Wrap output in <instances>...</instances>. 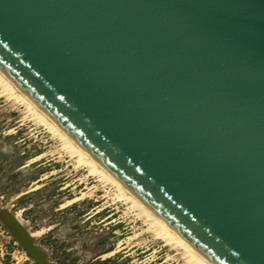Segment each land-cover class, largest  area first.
Masks as SVG:
<instances>
[{"label": "water", "instance_id": "1", "mask_svg": "<svg viewBox=\"0 0 264 264\" xmlns=\"http://www.w3.org/2000/svg\"><path fill=\"white\" fill-rule=\"evenodd\" d=\"M0 72L211 263L264 264V0H0Z\"/></svg>", "mask_w": 264, "mask_h": 264}, {"label": "rangeland", "instance_id": "2", "mask_svg": "<svg viewBox=\"0 0 264 264\" xmlns=\"http://www.w3.org/2000/svg\"><path fill=\"white\" fill-rule=\"evenodd\" d=\"M12 101L0 94V206L9 205L32 232H39L35 242L48 249L50 261L176 264L164 261L167 251L161 242L145 234L128 238L139 231V223L121 201L103 196L104 189L74 199L86 186L98 184L96 179L82 180L86 172L75 170L57 140ZM0 264H38L1 220Z\"/></svg>", "mask_w": 264, "mask_h": 264}, {"label": "bare ground", "instance_id": "3", "mask_svg": "<svg viewBox=\"0 0 264 264\" xmlns=\"http://www.w3.org/2000/svg\"><path fill=\"white\" fill-rule=\"evenodd\" d=\"M0 94L7 99L13 100L19 106L21 105L24 117H27L34 124L41 125L47 132H49L51 138L57 140V147H59L58 150L70 157L73 168L77 171L83 169L86 172L85 175L82 176V180H84L87 176L94 177L96 179L98 184L86 186L85 191H82L80 195L74 197V199L92 195L97 189H104L103 196H111L113 201H121L124 204L123 210L125 213L131 214L133 217L132 221L139 223V231L128 238H132L135 235L145 234L149 236L155 244L161 242V246H164L167 251L164 261L169 260L171 262H175L176 264H213L197 252L193 245L182 237V235L177 233L158 215L147 208V206L140 199H138L132 191L100 170L95 162L86 154V152L77 142H75L73 138L68 136L53 122V120L49 119L48 116L40 110L26 94L18 89L1 72ZM19 113H21V111ZM41 155L42 153L38 155V158ZM14 212L17 219L26 227L29 235L36 237L39 232H32L27 221L20 217L16 211ZM143 242L144 241H140L141 244ZM116 249L110 251V253L114 252ZM157 251V248H154L153 254L151 255L152 259L156 255Z\"/></svg>", "mask_w": 264, "mask_h": 264}]
</instances>
